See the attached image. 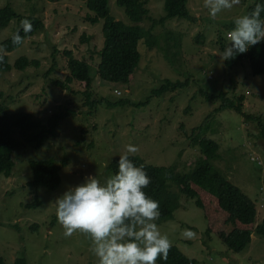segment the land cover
Masks as SVG:
<instances>
[{
    "label": "rangeland",
    "instance_id": "obj_1",
    "mask_svg": "<svg viewBox=\"0 0 264 264\" xmlns=\"http://www.w3.org/2000/svg\"><path fill=\"white\" fill-rule=\"evenodd\" d=\"M86 1L0 0V8L9 5L18 15L0 31V54L5 53L2 44L23 28L22 21L37 18L45 24L36 36L7 54L11 71L0 73V103L9 113L31 114L45 123L54 113L66 109L76 112V116L61 123L56 136L45 139L40 149L21 137L23 146L14 155L12 176L0 177V256L6 264H15L19 259L26 264H98L87 234L77 231L65 235L56 216V199L70 187L83 183L89 175L97 176L101 182L114 175L110 165L127 145L138 148L129 155L138 156L149 165L174 166L179 173H188L202 154L188 137L207 118H210L208 129L204 126L200 136L216 141L223 156L213 165L257 203L256 225L261 224L264 141L258 138L259 124L248 122L246 116L233 109L217 112L221 102L207 101L201 94L203 90L211 94L228 92L232 99L244 96V113L264 121V75L254 76L248 61L230 67L220 58L230 43L227 33L234 28L235 19L248 14L256 0H239L215 18L209 15L205 0H189L187 7L196 21L173 18L156 24L152 34L158 45L150 49L141 40V61L134 80L127 85L103 82L97 76L100 59L94 51L103 47L104 21L94 25L87 20L88 15H93ZM146 1L151 19L158 21L165 17V0ZM109 8L116 21L134 25L117 0H109ZM153 24L146 19L141 25L148 30ZM167 31L173 33L175 41H182L179 51L169 48L173 64L166 59L164 51L171 45ZM200 37H203L201 43L197 40ZM66 51L90 64L94 77L93 101L108 99L112 103L130 104L115 108L99 104L97 109H92L86 104L80 84L74 83L70 90L53 85L52 80L65 81L69 75ZM22 57L39 60L41 65L19 71L15 65ZM166 80L189 81V84L154 95ZM133 103H145V106H133ZM66 158L68 165L60 170L61 184L57 190L29 186L34 178L30 162L53 160L62 166ZM172 190L179 194L181 208L171 221L160 225L155 221L171 246L178 247L198 264H264V237L254 234L244 252L234 253L217 235H207L208 222L195 201L175 186ZM38 201L40 205L33 207ZM185 229L195 235L183 236Z\"/></svg>",
    "mask_w": 264,
    "mask_h": 264
},
{
    "label": "trees",
    "instance_id": "obj_2",
    "mask_svg": "<svg viewBox=\"0 0 264 264\" xmlns=\"http://www.w3.org/2000/svg\"><path fill=\"white\" fill-rule=\"evenodd\" d=\"M189 0H165L164 9L165 17L161 20H154L150 17V10L146 0H117V4L125 9L126 14L134 25H126L116 21L111 15L109 0H87L86 7L91 12L87 20L96 25L100 20L103 24V47L94 51L99 55L100 62L97 67V76L103 82L112 84L127 85L132 83L135 78V72L141 61L139 45L141 40L146 41L150 49L158 45V39L152 34V29L156 24H164L167 20L181 18L187 21L195 22L188 10ZM258 0L250 8L252 11ZM248 12V13H249ZM18 15L11 6L0 8V31L7 28L10 22ZM264 17V13H262ZM149 19L154 22L151 29L142 27V22ZM31 29L27 33L23 28L16 34L22 38L19 44L13 43V37L5 41L2 46L5 51L0 54V73L10 72L11 65L8 60V53H11L22 46L25 40L32 38L45 28L41 19H30ZM171 37V45L166 48L165 56L171 64L169 48L177 49L182 44L181 40L175 41L173 33L167 31ZM202 38H197L202 42ZM179 52H176L177 55ZM174 55V56H176ZM68 60L69 75L65 81L52 80L53 85L62 89L70 90V86L78 83L83 87V95L86 96V104L92 109L97 106L107 105L110 108L125 107L130 103L128 101H119L112 103L108 99L102 101H93V82L94 77L91 75V66L88 62L75 57L72 51H66ZM248 61L254 76L264 75V40L260 43L250 46L248 51L243 54H237L227 60L230 67L237 65L239 62ZM39 60H29L22 57L16 62V69L24 71L28 67L39 68ZM57 64L52 67V70ZM49 74V73H48ZM189 84L166 80L164 85L154 91V95L170 90L184 88ZM202 96L210 102H221L217 112L227 109H233L237 113L247 117L248 122L257 121L259 124L260 140L264 141V121L260 117L253 115L248 116L244 113L243 102L244 96L232 99L228 92L211 94L201 90ZM138 107L145 106V103L132 104ZM76 116L72 109H66L60 113H54L46 123L34 118L27 113H9L6 106L0 103V177L10 178L15 167L14 155L18 149L23 146L21 137L36 149H40L48 136H56L61 123L69 118ZM202 127L193 129L188 139L199 146L201 156L191 165V169L186 174H181L174 166H153L147 164L138 156L129 155L130 160L136 166H143L144 170L150 177V184L144 189L146 194L159 203V217L156 219L158 225L174 219V213L181 208L180 196L172 190L175 186L179 192L185 195L189 200H194L198 208L202 209L208 222L207 235H217L220 240L234 253L244 252L252 242L254 234L264 237V220L261 224L256 225L257 220V203L252 200L241 189L235 186L222 174V169L216 168L213 162L220 156V145L205 136H200V130L205 126L208 129L207 121ZM207 131L204 132L205 135ZM198 135V136H197ZM115 159L110 165L114 174L118 171ZM68 159H64L62 166H59L53 160L32 161L30 166L33 170L34 178L29 186L36 188H45L55 191L60 187L61 175L60 170L67 166ZM39 201L33 204L38 207ZM183 209V207H182ZM0 264H6L3 257L0 256ZM15 264H26V261L19 259ZM157 264H198L194 259L187 257L178 247L171 246L166 261L157 260Z\"/></svg>",
    "mask_w": 264,
    "mask_h": 264
},
{
    "label": "clouds",
    "instance_id": "obj_3",
    "mask_svg": "<svg viewBox=\"0 0 264 264\" xmlns=\"http://www.w3.org/2000/svg\"><path fill=\"white\" fill-rule=\"evenodd\" d=\"M239 0H205L204 6L213 18L222 10L231 9ZM264 0L234 21L227 33L230 43L220 54L227 61L248 51L250 46L264 40ZM25 33L30 31L28 20L22 21ZM13 43L22 40L19 34ZM134 145L125 146L116 162L118 171L101 182L89 175L84 182L70 187L56 201V216L65 235L82 232L90 238V250L98 264H157L166 261L171 247L168 236L159 230V203L144 191L151 180L143 166H136L129 153H136ZM188 238L195 234L185 229Z\"/></svg>",
    "mask_w": 264,
    "mask_h": 264
},
{
    "label": "built area",
    "instance_id": "obj_4",
    "mask_svg": "<svg viewBox=\"0 0 264 264\" xmlns=\"http://www.w3.org/2000/svg\"><path fill=\"white\" fill-rule=\"evenodd\" d=\"M117 93H118V94H121V92H120V91H117Z\"/></svg>",
    "mask_w": 264,
    "mask_h": 264
}]
</instances>
